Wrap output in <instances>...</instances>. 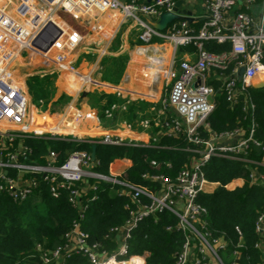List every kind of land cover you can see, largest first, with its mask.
I'll use <instances>...</instances> for the list:
<instances>
[{"label":"built area","instance_id":"2783aa9c","mask_svg":"<svg viewBox=\"0 0 264 264\" xmlns=\"http://www.w3.org/2000/svg\"><path fill=\"white\" fill-rule=\"evenodd\" d=\"M176 1L0 0V192L21 202L45 184L53 198L66 190L69 203L76 209V219L65 233L63 245L53 249L38 243L34 246L43 264H64L71 254L85 256L88 264H124L132 258L127 264H145V255L128 254V240L139 222L148 217L156 222L163 212L175 219L173 225L165 224L163 228L176 230L184 237L171 264H239V248L245 245L239 228L235 227L237 244L229 250L223 235L212 234L207 209L198 200L200 194L218 186L203 172L212 157L255 164L248 179L250 184L263 187V206L254 222L258 237L254 248L264 252V174L257 167L264 165V144L255 138V121L250 116L245 127L221 132L213 130L208 122L215 98L221 94L231 109L241 103V111L247 115L253 108L247 89L256 85L254 79L258 76L264 83V0H241L239 9L233 12L236 0H200V11L191 9V22L182 18V0L181 9L177 8L181 19L171 21L164 30L155 29L152 22L163 11H171ZM256 4L258 11L253 10ZM106 10L118 11L136 23L140 44L150 46L142 74L136 78L138 84L129 90H117L129 101L153 100L150 114L138 120L144 137L135 138L127 123L97 133L84 132L78 127L84 114L71 107L52 116L49 127L41 129L42 125L33 122L30 97L13 73L16 59L26 54L39 58L48 71L77 72L71 54L77 52L83 37L61 12L90 20ZM196 22L199 24L195 26ZM97 29L102 31L100 26ZM208 42L227 43L228 49L210 51L206 48ZM180 47L184 49L179 51ZM76 75L83 83L94 82L90 75ZM160 78L164 79L162 90L166 95L155 90ZM140 82L147 84L146 90L140 89ZM114 110H119L116 104L104 114L111 117ZM160 137L180 139L181 149L189 153L188 162L173 175L144 171L141 182L123 177L128 168L108 174L95 171V157L92 161L86 150H72L59 163L56 153L48 148L40 161H34L32 148L24 143L27 138H42L117 147H160L155 143ZM253 147L261 152L260 160L250 158ZM161 164L170 168L169 162L149 161L152 168ZM89 180L109 182L115 186L117 196L127 199L126 218L106 235L112 241L111 249L103 242L89 243L87 233L79 228L87 208L84 196L96 190V183ZM242 183V178H235L224 187L231 190ZM96 197L92 194L89 199Z\"/></svg>","mask_w":264,"mask_h":264},{"label":"trees","instance_id":"16d2710c","mask_svg":"<svg viewBox=\"0 0 264 264\" xmlns=\"http://www.w3.org/2000/svg\"><path fill=\"white\" fill-rule=\"evenodd\" d=\"M196 22L194 25H198ZM118 46L115 39L111 49ZM206 48L210 51L227 50L228 44L208 42ZM180 47L178 50H183ZM126 55H107L101 60V67H109L115 81L119 78L126 62ZM113 66V69H111ZM55 72L35 74L28 77L27 90L31 103L38 108H45L49 102L54 103L53 111H59L70 96L60 92L57 96ZM253 108L245 115L241 111V103L234 108L228 107V102L221 94L215 98V108L208 117L213 130L221 132L236 127H245L253 117L256 130L255 138L264 144V86L249 87ZM242 101V98L241 100ZM95 102L101 104L103 111L116 104L119 110L118 120L125 121L131 127L138 128V120L149 114L152 103L143 100L129 101L120 98L115 93L99 92ZM31 111L35 110L30 108ZM33 150L34 161H40L48 148L56 153L57 161L63 162L72 150H91L90 143H77L65 140H46L27 138L24 142ZM160 147L152 146H105L95 147L93 169L102 174H108L109 165L114 159L128 158L131 164L122 175L134 182H141L140 175L144 171H161L173 175L188 162L189 153L181 149V140L173 137H160L156 142ZM261 152L253 147L250 158L260 160ZM151 159L170 163L167 169L161 164L158 168L149 165ZM255 164H244L234 159L212 157L203 167L207 180L217 182L218 186L210 193H202L198 200L207 209V220L214 236L223 235L232 249L237 244L238 227L243 237L244 247L239 248V264H262L264 252L254 248L257 235L254 222L263 206V187L249 183L248 174ZM264 174V165H258ZM235 178H242L243 183L231 190L224 185ZM95 182L89 180V183ZM96 190L89 191L84 196L87 208L84 218L79 222V228L88 235V242H103L109 249L112 241L107 238L109 229L120 225L127 216L124 204L125 197L115 194V186L106 181L97 180ZM96 198L90 200V196ZM153 222L151 217L138 223L128 240L129 255H145V264H171L174 254L180 249L183 235L176 230H165V224L173 225L174 217L163 212ZM76 219V209L68 201L65 190L57 198L48 194L47 186L42 184L33 191L27 199L21 202L13 201L8 195L0 192V264H43L38 258L34 246L38 243L46 249H53L65 243V233ZM64 264H88L81 254L69 255Z\"/></svg>","mask_w":264,"mask_h":264},{"label":"crops","instance_id":"0c3cea01","mask_svg":"<svg viewBox=\"0 0 264 264\" xmlns=\"http://www.w3.org/2000/svg\"><path fill=\"white\" fill-rule=\"evenodd\" d=\"M236 2H237V4L234 7H232L231 12L239 9L241 0H236ZM179 7H180L179 10H180L181 5ZM182 9H189V10L193 9L194 11H200V8L196 9V3H193L191 0H183ZM253 10L254 11L259 10L258 4H256L253 7ZM88 24L93 27V29H94L93 31L95 33V38L100 45L89 47V46H84L83 44H81L79 49L77 50V52H75V55H73L72 59H71L73 65L76 64V66H74V67L76 68L78 75H80V74L81 75H90L91 78L92 77L94 78L93 79L94 82H89V84L92 86L88 87L89 90H84V92H82L83 93L82 96H80L78 92L71 94V93L65 91L68 89V87L74 86L76 88L77 87L80 88L82 85L85 84V83H83V81L81 79L76 77L77 72H74V73H72L70 71L69 72H67V71L55 72V74H56L55 84L57 87L56 96L60 92H65L66 94H68L70 96V98L62 106V108L59 111H50L54 107V103H52V102H49L45 109L38 108L31 103V97H30L28 90H27L26 81H27L28 77L31 75L42 74V73H47V72H52V71H48V69L45 68V65L43 64V62H41V60H40V61H38L39 62L38 65H36V67H35V69L37 71L36 73L30 74L28 76H24L23 78H20L17 76V78L19 80H21L23 86L25 87V90L27 91V93L30 97V105L29 106L31 108L35 109V111L40 116L39 120H37V122H35V123L42 125L43 127H41V129L49 127V125L51 123L50 118L52 116L60 115L63 111H65L67 109V107H71L73 110H79L80 112H82L84 114L85 119L83 120V123L78 126L84 132L97 133V132H100L102 130H108V129H112L115 127H122L123 124L126 123L125 121H122L120 119V120H118L117 125L115 124L114 126L110 127L108 123L101 121L102 118L100 116L102 115V113H104L101 104L100 105L97 104V107H96L97 110L95 113L90 111L95 106L94 103H93V105L91 103L92 100L94 99V95H97L99 91L97 92V94L96 93L91 94L90 98H88L89 97L88 94L90 93V91H92L91 89H93V87L96 86V87H100L101 89H103V91L106 93L108 91H111L112 93H115L116 95H118L120 98H123L121 95L117 94L118 89L129 90L131 87L138 84V83H136V82H138L136 78L142 74V73L138 72V68H137L138 67L137 63H139L140 58H141L140 52L142 51L139 47L143 48V46H144V45H141L139 40L137 39L138 26L132 20L124 18L120 12L115 11V10H106L104 12L95 14V16L92 17L88 21ZM97 26H100L102 31L97 29ZM115 39L118 40V46L115 49V51L113 52V49H111V46L113 45V42ZM148 47L150 48V46H146V48H148ZM124 52L125 53L128 52L129 56L127 57V62L123 68V71L121 72V75H120L121 79L119 80L118 86H116L114 83H111V82L101 81L99 74L98 75L96 74V77H95L94 72L96 70L98 71L100 69L101 60L104 56H107V55L117 56V55L122 54ZM19 58H17V59H19ZM102 69L103 68L101 67V70ZM39 71H40V73H39ZM70 76L73 77V80L71 79ZM120 76H119V78H120ZM62 77H63V79H61ZM64 81H65V85H64ZM58 82H60L61 88L58 86V84H57ZM262 83H259V84H262ZM87 84H88V82H87ZM256 85H258V84L256 83ZM139 86H140V89H142L143 91L146 90L148 87L147 84L143 83V82H140ZM155 86H156V88H155L156 92L159 93L160 92V86L158 84H156ZM157 96L159 97V94H157ZM80 97H83V98H80ZM155 99H156L155 101L158 100V98H155ZM143 101H147V100H143ZM151 101H153V100H149L147 102L152 103ZM152 105H153V103H152ZM151 107H150V109H151ZM150 109H149V114H150ZM31 115H33V111H31ZM148 115H146V116H148ZM131 128H132L131 133L135 136V138L136 137L137 138L144 137L145 132L141 129L140 126L138 128H135V127H131ZM130 164H131V161L128 158H121V159L117 158V159H114L110 163L109 171L117 173V172L122 171L125 168L126 169L129 168Z\"/></svg>","mask_w":264,"mask_h":264},{"label":"rangeland","instance_id":"374dc122","mask_svg":"<svg viewBox=\"0 0 264 264\" xmlns=\"http://www.w3.org/2000/svg\"><path fill=\"white\" fill-rule=\"evenodd\" d=\"M121 1H127V0H121ZM193 3H196V9L200 8V0H191ZM61 15L63 18H65L73 27H75L77 30H79L82 34V37H83V40H82V44L84 46H89V47H93V46H99L100 44L98 43V41L96 40L95 38V33H94V29L91 25L88 24V21L87 18L88 17H85L83 15H81L80 17H76V16H73L72 14H69L67 12H61ZM142 51L140 52V61L139 63H137V68H138V72H142L143 69H142V65L144 64V62L146 61L148 55H150V53L146 50L148 48L146 47H139ZM138 48V49H139ZM149 50V49H148ZM115 51V50H114ZM113 51V52H114ZM117 52V51H116ZM115 52V53H116ZM75 53V52H74ZM72 53L71 55L73 56ZM125 53V52H124ZM122 53V54H124ZM130 54V53H129ZM132 54V53H131ZM126 55V58L129 56L128 55V52L125 53ZM81 58V57H80ZM23 59V60H22ZM139 59V58H138ZM180 59V52L177 53L176 55V61L178 62V60ZM38 61L39 58H29L28 55H22L20 56L19 59H16L15 63H14V66H13V73L14 75L17 77H20V78H23L24 76H28L30 74H34L36 73V65H38ZM126 62H127V59H126ZM125 62V64H126ZM74 66H76V64H74ZM103 69L101 70V67L100 69L95 73V77H96V74L100 76V79L101 81H106V82H111V83H114L116 86L119 85V80L121 79V76L120 78H117V81L113 80L114 79V76L110 73V71L108 70L109 67L105 66L102 67ZM136 68V67H135ZM111 69H113V66H111ZM100 71V72H99ZM123 71V70H122ZM94 75V74H93ZM121 75V74H120ZM64 77V76H63ZM63 77L61 79H63ZM71 79L73 80V77L70 76ZM92 79H94L92 77ZM144 81V80H143ZM163 83H164V79L160 78L158 81H157V84L160 86V90L162 92V95H166V92L164 90H162V87H163ZM58 86L61 88V84L60 82L57 83ZM64 85H65V81H64ZM73 86V85H72ZM92 85H90L89 83H85L84 85H82L80 88H76V87H68L67 92L71 93V94H74L76 92L79 93L80 96H82V92H84V90H89L88 87H91ZM64 88V87H63ZM64 90V89H63ZM92 91H90V93L88 94V98L91 97V94H97V92H104L103 89H101L100 87H93V89H91ZM98 92V93H99ZM106 93V92H104ZM109 93H112L111 91H108L106 94H109ZM95 96L94 95V99H95ZM80 98H83V97H80ZM92 100V105L94 103V108H92L90 111L92 112H96V107H97V104L95 102V100ZM90 103V102H89ZM90 103V104H91ZM100 105V104H98ZM50 107V106H49ZM52 107V106H51ZM93 107V106H92ZM31 108V107H29ZM46 108V107H45ZM45 108H42V109H45ZM54 108V107H53ZM53 108L50 110V111H53ZM62 114V113H61ZM118 113L116 112V114L114 112H112V115L111 117H107L106 114L102 113V115L100 116L102 118L101 121L105 122V123H108L110 127L114 126L115 124L117 125V122H118Z\"/></svg>","mask_w":264,"mask_h":264},{"label":"water","instance_id":"95a60500","mask_svg":"<svg viewBox=\"0 0 264 264\" xmlns=\"http://www.w3.org/2000/svg\"><path fill=\"white\" fill-rule=\"evenodd\" d=\"M146 1H151V0H146ZM182 0H178L174 2L171 11H163L157 18V20L152 22V26L157 29V30H164L167 26L168 23H170L173 20H178L181 19V15L177 14V8L181 5ZM182 12L185 14L184 18L187 22H191V10L189 9H183ZM242 72V68L239 69L238 75H240ZM264 86V83L255 85L253 84L252 87L254 88H259ZM95 144L91 145V150H90V158L93 161L94 160V155H95Z\"/></svg>","mask_w":264,"mask_h":264},{"label":"bare ground","instance_id":"6f19581e","mask_svg":"<svg viewBox=\"0 0 264 264\" xmlns=\"http://www.w3.org/2000/svg\"><path fill=\"white\" fill-rule=\"evenodd\" d=\"M254 80H255V83L259 84L262 82L263 78L261 76H258ZM39 117H40L39 114L35 110H33L32 118H33L34 123L37 122V120H39ZM132 260H134V258H132L130 261H127V260L124 261V264L130 263Z\"/></svg>","mask_w":264,"mask_h":264}]
</instances>
